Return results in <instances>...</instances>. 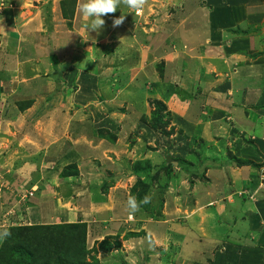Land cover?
<instances>
[{
    "label": "rangeland",
    "instance_id": "rangeland-1",
    "mask_svg": "<svg viewBox=\"0 0 264 264\" xmlns=\"http://www.w3.org/2000/svg\"><path fill=\"white\" fill-rule=\"evenodd\" d=\"M5 1L6 8L10 7L7 1L10 4L12 3V6L14 5L13 3L17 4V0ZM34 1L32 3L35 7L39 6L42 10L49 7L51 14L53 16L56 15L49 20V24L53 25L51 27L53 28L52 36L56 37L54 41L58 44L56 49L61 47L63 40L64 42L68 41V43H65V48H59L58 51L63 52L62 61L65 63L71 61L70 63L74 65H66L65 68H59L58 70L62 75L72 79L77 63L83 62L86 56L88 63L84 67H87V71L90 72L91 59H99L97 66L99 69L97 68L96 71L100 72V78L94 75L96 73L94 71L90 73L92 76L94 75L92 79L88 75L87 77L89 78H86L85 83L81 81V84H78L75 89L73 87L68 92L66 90L67 93H62L66 96H71L72 92L75 94L77 90H79L78 93L86 92L84 87L88 86L89 80L91 79L93 82L98 78L97 94L91 92L89 87H87V97L75 98L73 94L72 98H67L63 103H61L60 98H55V101L45 104V111L51 112L56 109L52 115L50 113L47 114L46 118L48 121L62 122L68 125L69 129L67 128L63 131V134H58L57 137H62V139H67V141H70V139L74 140V132H79L77 126H80L81 129L84 127L82 129L83 132L78 134L80 135L78 142L74 144L75 147H78L79 144L80 148H82L79 150L80 155L76 153L73 158L80 162L82 174L85 170L88 171L87 167L90 166H92L90 171L93 174L90 176L91 178L83 179L85 182L72 177L70 180H66L65 184L61 180L57 183L58 185L55 184L56 175L57 173L59 174L62 168H57L56 170L43 168L44 172L41 170L42 165L46 163V158H50L51 155L48 146L43 148L44 141L42 138L44 136L42 133L45 130L43 132L37 127V124H33L31 128L29 127L23 131L26 127V120L32 114L23 115L24 123L22 127L18 125L14 118L4 119L3 114L5 115L6 113L4 103L0 112V231H8L9 227L17 226L19 223H76L79 219H83L88 221L86 222L89 230L87 246L88 250H91L88 260L93 262V259H96L97 264H211L213 260H221L220 262L223 264H264V230L258 225L260 222L257 214V211H262L260 204L262 202L258 201L260 197L256 195V186H253L256 190L244 188L245 181L251 184V181L255 183L253 182L254 180L245 178L244 174L238 169L239 166L236 162H228L227 164L226 160L222 161L220 157L209 151L207 139L198 138L194 131L183 129L182 124L179 123L181 120L176 110L161 112L156 99L149 100V107L141 108L139 106L141 109L137 114V118L145 125L140 124V129H138L137 124L131 125L130 111L133 107H136L133 106L132 99H135L134 102H136V97L141 94L142 88L154 79L151 73H156L155 81L160 82L158 86H163L161 90L158 89L161 94L166 93L170 88L174 92L175 87H178L177 91L179 94L183 93L184 95H191L195 91L202 92L205 89H207L208 94H212L213 90L216 92L221 90L222 87L215 86L216 83L205 87L197 80L195 81L197 77L190 78L186 76L180 79V76L173 77L170 72L168 73V69L171 68L173 63L181 59L179 56L182 55L184 50L183 47L180 50L179 46L183 40L179 42L174 39L175 35L169 36V34L164 35V32L160 33L157 28L158 25L157 27H152V23L146 24L142 19L143 14L137 16L134 10L124 6L122 11L125 12L126 16H124L123 28L121 26L118 27L119 31L108 35V37L103 35L104 32H99L101 38H111L121 34L127 36L130 34V40L128 39L123 45L124 49H118V52L114 51L115 46L110 44L109 40H104L105 42L96 45V48H92L96 43H92L94 40V37H92L93 33L87 27L90 25L91 20L83 18L79 9L81 0H76L75 2L76 16L77 14L79 16L75 20L73 19V24L71 25L67 21H63L60 16V2L65 0ZM152 2L149 1L147 6L153 5ZM229 2L233 3V0ZM240 2L243 3L244 0H239L238 3H235L241 4ZM47 3H49V6ZM4 4H1L0 7L3 8ZM171 7L167 5L164 9V14L172 9ZM239 7L241 6L231 9L238 10ZM245 7L250 8V12L252 4L245 5ZM240 9L238 12L243 13L244 10L241 9L240 11ZM154 10L157 12L161 11L157 7ZM15 14H17L16 19L7 21L6 27L17 29L25 40H31V37H33L31 35H34V39L40 41V44L47 43V41H44V37L33 34L26 26L22 25L25 22V17H22L17 12ZM161 17L160 15L157 19L160 20ZM178 19L179 17L176 18L177 22H179ZM240 20L242 21V19ZM171 21H174V17ZM67 24L69 27L74 25L72 30L68 29ZM126 26L130 27L129 34L124 30ZM150 27L154 30L153 32L150 31ZM243 28L246 31L249 27ZM46 29L49 31L50 26L47 25ZM242 40L244 39H240V41ZM255 40L254 49L251 48L252 45L250 46V42L247 39L248 42L241 43V46H237L236 50H247V53H253L250 54L249 58L247 57V59L252 60L254 58L253 55L264 50L263 38L256 37ZM21 41L24 42V40ZM110 41L112 42V40ZM175 42L177 44L176 47ZM85 43L92 44V47L89 44L85 45ZM73 50L76 52L69 56ZM223 51L220 50L210 54L206 58L203 55L205 50H198L199 54L204 56L203 59L205 60L203 61H205L206 65L208 64L215 69H219ZM25 52L29 53V50ZM164 57L167 59H164ZM124 60L127 61L126 65L128 67L124 66L121 69L123 65L120 64ZM51 61L55 67L54 72L57 74L58 65L56 64L58 59L52 57ZM145 61L146 64L144 63ZM4 62H8V60L5 59ZM136 63L138 64L136 65ZM194 66L197 68V65L192 64V67ZM130 67H133L134 76H130V71L128 70ZM92 68L94 67L92 66ZM163 68L167 77L166 80L161 79V70ZM69 69L71 71L68 73ZM113 70L118 73H109ZM259 70L262 72V69ZM138 73L140 74L138 75ZM102 76L109 84L110 82L115 83V78H118V82L115 83L118 86L115 84H110L112 87L109 84L101 85L103 82ZM198 76L202 78L200 75ZM219 81L222 82L223 80ZM166 82L169 83L166 84ZM12 84L13 87L8 88V92L13 88L15 90V84L13 82ZM76 84L77 82L72 85L76 86ZM114 87L116 88L113 89ZM133 93H135V97ZM154 93V91H151V94ZM17 94L18 92L16 91ZM209 96L211 97V95ZM161 99L169 102V99H165L163 96ZM214 100H217V98H214ZM44 101V98L42 100L37 99L35 110L39 107L40 110ZM137 101V104L140 105L139 103L142 99H137ZM211 101L212 99L204 98L201 103L203 108L205 104H211L213 102ZM188 108L189 106H187ZM7 111H9L8 108ZM40 112L42 115L44 111L40 110ZM16 114L19 113L17 112ZM225 114L221 113L218 119L224 117ZM33 123H36V121ZM156 126L164 128V130L155 128ZM165 126L167 127L165 128ZM97 129L100 133L98 136L95 133ZM206 134L209 136L207 131ZM109 136L112 137L110 140L108 139ZM222 138L229 147L234 148V151L230 153L227 151L226 154L256 155L253 156L256 161L264 162V159L258 153L259 146L255 143H250V141H257V139L248 140L249 138L245 132L244 134H238L233 144H231V139L225 140L226 137L224 135ZM43 150L46 151L45 157L40 155V151ZM87 152H90V154ZM55 154L53 153L54 159ZM64 154L65 152L61 153L63 156ZM168 154L179 161L178 166L172 168L168 175L166 170H161L159 173L155 172L154 178H149L145 173L137 176L133 173L137 161L150 160L153 165H158ZM67 158L71 159L69 156ZM30 159L32 161L35 159V161L32 162ZM215 159L220 161L217 162ZM35 165L37 167L33 168ZM230 167L236 169L230 172ZM33 170L34 172L31 173L30 171ZM66 170H68V167ZM27 173L29 175L24 177V174ZM93 175H99L98 179L101 177V179L96 181L98 184L93 181ZM261 177L262 179H260ZM261 177L256 176L255 181L257 183L260 179L259 188H264L262 186L264 176L262 175ZM40 178L43 181L46 179L45 185L49 189H51L49 185L53 186L54 190H49V193L45 192L39 199H37V196L35 200L32 198L33 194L26 192L24 183L28 180L32 182L38 181ZM89 180L93 181L94 184ZM209 184H211V187H209ZM220 193L223 195H219ZM41 194L42 190L38 192L39 196ZM59 195L64 197V211L67 212L66 215L62 213L61 217L57 214V211L59 212L58 202L61 201L58 197ZM140 195H144L141 201H143L145 196H149L151 202L144 204L147 209L142 207L143 203H141L139 211L127 223L124 220L129 214L126 202L129 197H135L137 200ZM247 195L249 202L241 203L243 198H247ZM226 196L231 197V200L237 199L238 202H234L232 205L225 204L223 199L222 201L221 199L216 200ZM49 199L52 202H48L45 206L43 205L42 207L44 208L40 207V209L42 208L40 211L38 208L35 209V214L39 212V218L35 214H30V206L35 205L36 201ZM211 199L213 202L217 201L215 208L206 206ZM137 202L139 203L138 200ZM241 212L243 213L241 214ZM148 215L153 217V226L147 225L145 222ZM203 219L204 224L201 225ZM118 220L124 223H120ZM192 220H195L196 223L193 222V226H189ZM263 220L264 217L261 221ZM112 221H118L117 228L111 229L110 226L114 224V222L110 223ZM95 223L97 226H95ZM197 223L200 224L198 227L199 231L201 229L204 235L208 233L210 235L208 240L216 245H207L206 240H203L201 243L203 248L202 256L195 258L189 257L183 248L185 243L188 244L191 238H193L195 244L200 245L197 237L193 236V230ZM184 228L190 230L191 235L187 236L185 242H180V234H183ZM117 232L119 235L112 236L117 234ZM104 238H106L105 241L112 242L113 247H108L105 243L102 244ZM98 239L100 240L96 241ZM2 242H0V248ZM221 243H224V245ZM187 248L193 250L194 256L198 252V248L195 245L190 244Z\"/></svg>",
    "mask_w": 264,
    "mask_h": 264
},
{
    "label": "crops",
    "instance_id": "crops-1",
    "mask_svg": "<svg viewBox=\"0 0 264 264\" xmlns=\"http://www.w3.org/2000/svg\"><path fill=\"white\" fill-rule=\"evenodd\" d=\"M149 1L151 2L153 1L152 2L153 5H149L148 7L147 5ZM229 1L230 0H148L147 1V4L145 5L143 12V18H142L143 21L146 24L152 23V27H157L158 25L157 28L160 30V33L164 32V35L165 34L167 35L169 34V36L175 35L174 39L176 41L180 42V40H183L179 48L181 50V47H183L184 51L181 56L178 55L179 58L181 59L173 63L171 68L168 69V73L170 72V75L173 77L180 76V79L186 76L190 78L197 77L195 81L197 80L198 82H200L202 86L208 87L209 84L216 83L215 86H221L222 88L221 90H217L218 92L213 90L212 94H208L207 89H205L202 92L195 91L191 95H184L183 93L179 94L177 91L178 87L174 86L175 87L174 92L170 88L166 93L161 94L158 89L161 90L163 86H158V83L160 82L155 81V78L157 77L156 73H151L154 79H152V81L149 82V84H146L143 88L141 87L142 91L141 94L138 95L139 97L138 96L136 97V102H134L135 99L134 100L132 99V104L133 106L136 107L135 108L133 107V109L130 111L131 112L130 122H132L131 125L137 124L138 129H140L141 128L140 124H144V123L139 121L140 119L137 118V114L139 113L141 108L149 107L148 106L149 100L156 99L159 102H163L167 106V110L168 111L170 110L169 112H172L171 110H176L181 120V122L179 123L182 124L183 129L192 130L194 131L195 135H197L196 137L198 138L201 137L204 140L207 139V146L209 147V151H212L215 155L220 157L222 161L226 160L227 164L229 160H231L233 163H235L236 161L238 162L239 160L253 161L254 163H256L258 167H251L249 165L244 164L240 166L238 169L244 174L245 178H252V180H254L253 182H255L252 183L251 181V184H249L248 181H245L246 183H244V188L245 189L249 188L251 190L257 189L256 195L260 197L258 198L259 200L258 199L257 200L262 202L260 203L262 211L259 212L257 211L258 221L260 222V224L258 225L261 229L263 228L264 230V220L261 221V219H263L264 217V188H259L260 186L258 185V183H260V179H262L261 176L262 175L264 176V162L262 163L256 161L253 158V156L256 155L251 156L245 154L244 155L226 154L227 151H229V153L231 151H234V148L229 147V145H227L222 138L224 135L226 137L225 140L231 139V144H233L235 142L234 139H237L236 136L238 134H244L245 132L246 136L249 138L248 140L257 139V141L254 142L250 141V143L252 144L255 143L256 145L259 146L258 153L260 154V157L264 159V50L253 55L254 58L252 57L253 58L252 60L247 59V57L249 58L250 54L253 53H247V50H240V51L236 50L237 46H241L240 44L246 42L247 39L250 42V46L252 45L251 46L252 49H254L255 47L256 37L263 38V43H264V0H244L243 3L240 2L241 4L235 3V2L238 3L239 0H233V3H230ZM4 2L6 1L0 0V5L4 4ZM32 2L33 0H17V4L13 3L14 5L12 6V3L10 4L7 1L10 7L6 8L5 4L3 8L0 7V18H2V24H0V62H2L0 66V112L1 109L3 108L2 106H4L3 104L5 103L6 113L5 115L3 114V116L5 117L4 119L14 118L18 122V125L22 127L24 123L22 118L23 115L32 114L30 115V117H28V120H26L27 122L25 125L26 127L23 129V131L27 130L29 127L31 128L33 124H37V127H39L40 130H43V132L45 130V132L42 133L44 136L42 138L44 141L43 148H45V146H48L51 155L50 158L49 157L46 158V163L42 165L41 170L43 168H48V170L49 169L56 170L57 168H62V170L60 171L62 173L66 171L67 167L68 169L70 167H73L74 172L78 173L77 176H69L67 178H63L61 176V173L59 172V174L57 173L56 175L57 180L55 181L56 182L55 184H57L60 180L65 184L66 180L68 181L72 177L84 181L83 179L87 180L93 174L92 171H90V168L92 166L87 167L88 171L85 170L84 173L82 174L80 169L81 165L79 164L80 162H77L73 158V156H75L76 153L79 154L80 153L79 150L82 149L80 148L79 144L78 147H75L74 144L75 142L76 143L78 142V139L80 137V135L78 134L83 132L82 129L84 127L81 129L80 126H77L79 128V132L78 131L74 132L75 133L74 140L70 139V141H67V139H62V137H57L58 134L61 133L63 134V131L68 128V125L66 123L63 124L62 122L48 121L46 118L48 116L47 114L50 113L52 115L56 109L51 112L45 111L46 109L45 104L55 101V98L56 99L60 98L61 103L65 102L67 98H72L74 92H72L71 96L68 95L66 96L62 93H67L68 91L72 90L73 87L74 89L78 87V84H81V81L83 83L86 80V78H89L87 77L88 75L91 76V79L93 78L94 75L100 78L101 76L100 72L96 71L98 68L97 66L99 64V59L98 60L97 59L94 60L93 58L91 59L92 63L89 67V69L91 70L90 72L87 71V67H84L88 63V61L86 60L87 59L86 56L84 57L83 60L84 63L82 61L79 64L77 63L74 70L75 74L72 79L66 78L64 75H62L61 72L58 70L59 68L61 67L65 68L66 65L68 66L74 65L73 63H70L71 61H68L67 63L62 61L63 52L58 51L59 48H65V43H68V41L64 42L63 40L61 47L56 49L58 47V44L54 41L56 40V37L52 36L53 28L51 27L53 25L49 24V20L52 17H55L56 15L53 16L51 14V12L49 11V7L47 9L43 8L42 10L39 6L35 7ZM34 2H38V0H35ZM47 2H49V0H47ZM250 3L252 4V8L251 11L249 12L250 8L245 7V5H248ZM47 4L49 6V3ZM167 5L172 6L171 7L172 9H170L166 14H164V9ZM124 6L125 5L121 4L120 6H118L117 11L115 13L101 17L102 19L105 20V24L99 32H104L103 35L108 37V35L119 31L118 27L115 28L113 27V20L119 18L121 15L126 16L125 12L122 11V8ZM236 6H241L239 7V9L240 8L243 9L244 10L243 13L238 12L239 9L238 10L231 9ZM155 7L160 8L161 11L157 12L156 10H154ZM16 12L18 14H21L22 17H25L24 20L25 22L22 25L26 26L33 34L44 37L43 39H45L44 41H47V43L40 44V41L34 39V35H31L33 36L31 37V40H25L23 39L22 35L17 29L12 27L9 28L6 27L7 21L9 22L14 18L16 19L17 17V14H15ZM160 15L162 17L159 20L157 18ZM60 16L62 17L63 21H67L68 24L71 25L73 24V19L75 20V18H78L79 14H77L76 16V12H75L74 18L67 19L64 18L62 9H60ZM173 17H174V21L172 22L171 19ZM177 17H179L178 19L179 22L176 21ZM83 18L89 19L85 17ZM240 19H242V21ZM68 24H67L68 29L72 30L74 25L69 27ZM47 25L50 26L49 31H47L46 29ZM246 26L249 28L248 30L245 31L243 30L244 29L243 27ZM121 27L123 28L122 25ZM152 27H150L151 32L154 31ZM125 28L126 29L124 30H126L128 32L127 34H129L130 27L126 26ZM99 32H92L93 33L92 37H94V40H96L94 42V40L92 39L93 40L92 43H96L94 47H92V44L89 43H85V45L89 44L92 48H96V45L102 44V42H105L104 40L107 41L109 40L110 44H113L115 46L114 51L118 52V49L123 50L124 49L123 45H125V42L128 39L130 40V34L127 36H123V34H121L120 36L119 35L112 36L111 38H101L99 36ZM74 36L76 37V35ZM240 39H244V40L240 41ZM21 40H24V42H22ZM110 40H112V42ZM176 45L177 44L175 42V47ZM26 50H29V53H26L25 52ZM198 50L199 51L205 50V53L203 55L206 56V58H208L207 56H209L210 54L216 53L220 50H224L221 56L222 57L221 62H219V69L210 67L208 64L206 65L205 61H203L205 60L203 59L204 56L202 54H199ZM73 52L75 53L76 51L73 50L69 56H72ZM52 57L58 59V63L56 64L58 65L56 69L58 75L54 72L55 67L51 61ZM5 59H7L8 62H4ZM164 59L167 58L164 57ZM149 60L152 61L151 59ZM126 63L127 61L124 60L120 64L123 65L121 69H123L124 66H127ZM144 63L146 64V61ZM137 64L138 63H136V65ZM192 64L197 65V68H195V66L192 67ZM92 66L94 68H92ZM130 68H128V70L130 71V76H134L135 72L132 71L133 67L131 69ZM259 69H262V72H260ZM70 71L71 70L69 69L68 73ZM94 71H96V73H94V75L92 76L90 73ZM109 73L117 74L118 72L113 70L110 71ZM139 74L140 73H138V75ZM198 75H200L202 78H200ZM102 78H103L102 79L103 82L101 85L103 84L108 85L109 83L107 82V80L103 76ZM166 78L167 77L165 76V72L163 68L161 70V79L166 80ZM91 79L89 80L88 86H85L84 89H86V92H88L87 87H89L91 92L97 94L96 90L98 86V78L93 82ZM117 79L118 78H115L114 81L115 83L118 82ZM219 80H223V81L221 82ZM68 81H73V82H68ZM12 82L15 84V90L13 88L11 89L13 91L10 90L11 92L10 91L8 92V88L13 87ZM75 82H77V84L76 86H73L72 84ZM56 83H58V85H56ZM115 83L110 82L111 85ZM168 83L169 82H166V84ZM110 84L109 86L112 87ZM115 88L116 87H114L113 89ZM120 89H122V87H120ZM16 91L18 92L17 95H16ZM151 91H154L155 93L151 94ZM78 92L79 90L75 92L73 97L75 98L87 97L85 91L83 93H78ZM133 95L135 97V93H133ZM209 95H211V97ZM162 96L165 99L166 98L169 99V102L162 100L161 99ZM189 96L191 98H187ZM43 98L45 101L42 103L43 107L40 110L44 112L41 115V112L39 110L40 107L37 108V110H39L37 112V110H35L36 108L35 104L37 99L42 100ZM204 98H207L209 100L212 99V101L214 98H217V100H214L213 102L211 101L212 102L211 104L208 105L205 104L203 108V105L201 103L204 101ZM137 99H142V101L139 103L140 105L137 104L138 102ZM24 103H30L31 105L29 106L26 104L24 109H21V106L24 105ZM139 106H141V108ZM187 106H189L188 109ZM7 108L9 109V111H7ZM17 112L19 114H16ZM126 112H128V110ZM225 112L227 113L225 114ZM221 113L225 114V116L220 117L221 119H218ZM34 121H36V123H33ZM78 124H82V123H78ZM221 126L223 127L222 129ZM208 129L210 132L208 131ZM239 130H243V131L240 132ZM206 131L209 133V136L206 134ZM45 152L46 151L44 150L40 151L41 153L40 155L42 157H45L46 156ZM63 152H65L64 156L61 155V153ZM83 152L85 153V151ZM53 153H56L55 159L53 157ZM87 153L90 154V152ZM261 154L263 155L261 156ZM66 156L71 157V159H68ZM30 161L32 160L30 159ZM33 161H35V159ZM215 161L219 162L220 160L215 159ZM36 167L37 165H35V167L33 168ZM230 168H231L230 172L236 169L232 167ZM221 171L223 170L221 169ZM30 172L33 173L34 170ZM42 172H44V170H42ZM86 174L87 176H85ZM24 175H25L24 177H26L29 175V173ZM98 176L99 175L94 176L93 181L96 182L99 179H101V177L98 179ZM256 176L261 177L257 183L255 181ZM45 181L41 180V178L38 181H33V182L30 180L26 181L24 183L26 185L24 186L26 188L25 189L26 192H30L31 194H33L32 198L35 199L38 196L37 199H39L40 197H42V195L45 192L49 193V190L52 189L54 190L53 186L51 185H49L51 188L49 189L47 185H45ZM89 181L91 183L93 182L91 180ZM96 183L98 184V182ZM92 184H94V182ZM253 186H256V189ZM262 186L264 187V182ZM209 187H211V184H209ZM41 190H42V194L39 196L38 192ZM251 190L250 192H252ZM219 195H223V194L220 193ZM249 196L251 195L249 194ZM58 197L60 198L61 201L58 202L59 212L57 211V214L59 217H61L62 213L63 215H66L67 212L64 211L65 208V203H63V201H65L64 197L62 195H59ZM230 198L231 197L226 196L225 198L224 197L217 198L216 200L221 199L222 201L223 199L225 204L228 203L232 205L234 204V202H238L237 199L231 200ZM247 201L249 202V199L243 198L241 203L244 202L245 204V202ZM48 202H52L51 199L36 201L35 205L30 206L31 208L30 214H35V209L37 208L40 211L42 208H44L42 206L47 205ZM212 202L213 201L211 199V201L206 206L215 208V203L217 201H214L213 203ZM40 207L42 208L40 209ZM242 213L243 212H241V214ZM35 215L39 218V212H37V214ZM129 217L130 214H128V216L124 218V220L127 223L130 222ZM34 218L36 219L35 216ZM204 219L201 225L204 224ZM82 221L84 220L82 219ZM118 221L110 222V223L114 222L113 226H110L111 229L117 228ZM84 222H88V221H84ZM145 222L147 223V225L150 226L154 225L152 216L148 215L145 219ZM193 222L196 223L195 220H192V223L189 226H193ZM120 223H124V222H120ZM95 226H97L96 223ZM199 226L200 224L197 223V226H195L193 230L194 232L193 236L197 237L198 241L200 242V245L198 246L197 244H195L193 238H191L189 243L188 244L185 243L184 245L185 247L183 248L184 252H187L189 257L192 256L198 258L202 256L203 248L201 243L203 240L204 241L206 240L205 242L207 245H216L212 243L210 240H208L210 239L209 238L210 235H208V233L204 235L201 229L199 231L198 229ZM117 235H119L118 232L117 234L112 236H117ZM189 235H191V231L186 230V228H184L183 234H180V242H185V239ZM99 240L100 239L96 241ZM103 240L105 241L106 238H104ZM190 244L195 245L198 248V252H196L195 256L193 250L187 248ZM221 244L224 245V243ZM220 261L221 260H216V261L213 260L211 264H223Z\"/></svg>",
    "mask_w": 264,
    "mask_h": 264
},
{
    "label": "trees",
    "instance_id": "trees-1",
    "mask_svg": "<svg viewBox=\"0 0 264 264\" xmlns=\"http://www.w3.org/2000/svg\"><path fill=\"white\" fill-rule=\"evenodd\" d=\"M75 2L76 0H65L60 3L64 18H73ZM26 104L31 105L30 103H24L21 109H24ZM158 105L161 112L167 111V107L163 102L158 101ZM157 120L161 121L160 119ZM155 128L159 127L156 126ZM159 129L164 130V128ZM96 135H100L98 129ZM111 138L108 137L109 140ZM162 160L158 165H153L150 160L137 161L133 173L136 176L145 173L149 178H154L155 172L159 173L161 170H166L168 175L172 168L178 166L179 163L169 154ZM228 162L231 163L232 161L229 160ZM237 164L239 167L244 164L258 167L253 161L239 160ZM77 174L74 172V168L70 167L62 172L61 176L67 178L77 176ZM143 196L140 195L137 199L139 203ZM246 197V199H249L248 195ZM141 206L147 209L146 205L142 204ZM8 232L10 236L5 238L1 244L0 264H97L96 259H93V262L88 260L91 251L88 250L87 246L88 225L82 219H79L76 223H19L17 226L9 227ZM104 243L108 247H113V243L109 241H103L102 244Z\"/></svg>",
    "mask_w": 264,
    "mask_h": 264
},
{
    "label": "clouds",
    "instance_id": "clouds-1",
    "mask_svg": "<svg viewBox=\"0 0 264 264\" xmlns=\"http://www.w3.org/2000/svg\"><path fill=\"white\" fill-rule=\"evenodd\" d=\"M146 3L147 0H81L79 9L83 17L91 20L90 25L87 26L89 30L91 32H99L105 24V20L101 17L115 13L118 6L121 4L134 10L135 14L140 16L144 12ZM124 20L125 17L123 15L114 19L113 27L115 28L121 26L124 23ZM0 24H2V18H0ZM150 202L151 198L149 196H145L143 201L140 203L148 204ZM140 203L137 202L135 197L128 198L126 207L129 210V218H132V216L139 211ZM8 236H10V233L7 230L0 231V242Z\"/></svg>",
    "mask_w": 264,
    "mask_h": 264
}]
</instances>
